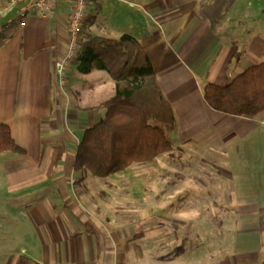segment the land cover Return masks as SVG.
Returning a JSON list of instances; mask_svg holds the SVG:
<instances>
[{
    "label": "crops",
    "instance_id": "0c3cea01",
    "mask_svg": "<svg viewBox=\"0 0 264 264\" xmlns=\"http://www.w3.org/2000/svg\"><path fill=\"white\" fill-rule=\"evenodd\" d=\"M6 2L0 0V5ZM72 3L57 0L52 14L30 13L24 26L18 7L0 14V122L10 126L14 140L26 150L23 155L0 152V264L131 262L125 254L132 250V238L124 229L132 227V216L121 206L133 199L122 186L128 180H110L115 173L97 181L74 169L85 130L106 113L97 105L114 94L116 84L106 71L81 74L72 62L60 72L68 54ZM90 17L81 42L90 36L130 34L151 58L175 111L173 150L175 138L185 157L201 144L210 147V156L230 157L224 141L231 135L244 137L252 131L264 140V113L228 115L213 109L204 97L206 83L225 85L264 61V0H91L86 19ZM102 93L109 95L102 99ZM165 155L147 162L159 182L165 179L164 169H176L165 163ZM255 156L264 159V150ZM260 163L252 168L251 183L239 184L240 191L232 194L237 219L245 222L239 228L252 240L251 246L242 244L240 252L256 255L238 264L264 260L257 258L264 252ZM206 166L203 176L211 181L205 185L212 189L218 169L213 163ZM193 186L187 190H196L197 184Z\"/></svg>",
    "mask_w": 264,
    "mask_h": 264
},
{
    "label": "rangeland",
    "instance_id": "374dc122",
    "mask_svg": "<svg viewBox=\"0 0 264 264\" xmlns=\"http://www.w3.org/2000/svg\"><path fill=\"white\" fill-rule=\"evenodd\" d=\"M108 95L102 93L101 98L105 99ZM260 136L252 131L244 137L231 135L224 141L230 157L210 156L207 152H210V147L204 144L187 152L190 157H185L182 151L177 150L174 138L175 150L173 147V151L162 158L176 169H164V181L159 182L149 171L152 163L133 164L111 177L110 180L114 181L128 180L122 186L126 194L133 197L129 204L121 205L131 211L132 216V227L127 225L124 229L127 237L132 238V250L125 254L130 264H161L165 260V264H238L253 261L256 256L253 252H240V246H251L252 240L243 236L247 231L239 225L241 227L245 222L238 221V207L231 202L233 192L240 191L237 188L239 184L246 186L251 183L248 179L255 176L252 168L256 161H261L260 166H264V159L255 156L256 151L264 150V140ZM210 163L218 169L212 189L205 185L211 181L210 178L206 180L203 176L204 169L209 168L206 164ZM226 169L233 174H225ZM92 178L103 180L96 176ZM188 180L190 184H186ZM130 181L133 185L129 184ZM194 183L197 189L188 191L187 188H193ZM138 185L142 189L136 188ZM98 187L95 185V189ZM166 194L173 196L170 198ZM163 195L164 201L159 204ZM120 211L123 212L122 209ZM146 217L148 221L144 220ZM172 257L176 258L167 261ZM262 257L264 252L258 253L260 261Z\"/></svg>",
    "mask_w": 264,
    "mask_h": 264
},
{
    "label": "trees",
    "instance_id": "16d2710c",
    "mask_svg": "<svg viewBox=\"0 0 264 264\" xmlns=\"http://www.w3.org/2000/svg\"><path fill=\"white\" fill-rule=\"evenodd\" d=\"M71 62L81 74L104 70L116 84L114 94L97 105L106 109L105 115L85 130L78 144L76 171L105 178L172 150L174 108L157 80L151 58L132 35L90 36L81 42ZM204 97L213 109L228 115L264 113V61L249 66L225 85L206 83ZM2 151L26 154L10 126L0 122Z\"/></svg>",
    "mask_w": 264,
    "mask_h": 264
},
{
    "label": "built area",
    "instance_id": "2783aa9c",
    "mask_svg": "<svg viewBox=\"0 0 264 264\" xmlns=\"http://www.w3.org/2000/svg\"><path fill=\"white\" fill-rule=\"evenodd\" d=\"M91 0H73L71 14L68 19L69 48L66 58L60 66V72L71 62L79 51L83 27L88 15ZM57 0H8L0 5V14L12 8H19V17L22 19L21 26L26 24L25 19L30 13H37L41 16H48L54 12ZM3 28L0 26V33Z\"/></svg>",
    "mask_w": 264,
    "mask_h": 264
}]
</instances>
